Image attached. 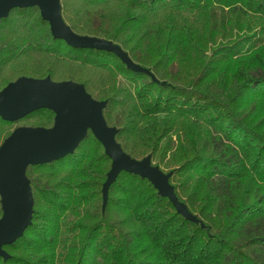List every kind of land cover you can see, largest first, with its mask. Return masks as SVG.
Here are the masks:
<instances>
[{
	"label": "trees",
	"instance_id": "16d2710c",
	"mask_svg": "<svg viewBox=\"0 0 264 264\" xmlns=\"http://www.w3.org/2000/svg\"><path fill=\"white\" fill-rule=\"evenodd\" d=\"M76 34L112 51L73 48L38 6L0 18V89L17 78L82 84L132 159L171 171L183 217L145 177L112 164L87 131L73 153L28 165L33 214L0 264H264V0H59ZM55 111L0 117L51 128ZM1 209L0 196V217Z\"/></svg>",
	"mask_w": 264,
	"mask_h": 264
},
{
	"label": "water",
	"instance_id": "95a60500",
	"mask_svg": "<svg viewBox=\"0 0 264 264\" xmlns=\"http://www.w3.org/2000/svg\"><path fill=\"white\" fill-rule=\"evenodd\" d=\"M38 6L44 20L49 22L51 34L73 48H89L112 51L127 67L145 70L128 58L120 47L111 41L96 36L74 33L62 20L59 0H0V18L8 15L13 8ZM105 101L94 100L82 84L73 81L57 82L52 79L22 76L0 89V117L5 121H17L40 108L55 111L51 128L19 126L0 145V255H9L3 249L21 237L31 223L33 195L26 176L28 165L50 163L73 153L86 136L88 130L98 139L111 160L112 167L103 183L104 201L108 187L121 172H130L147 178L155 189L166 196L183 217L195 219L185 205L176 197L169 184L171 171L164 173L150 158L141 161L132 159L115 140L117 129L109 127L102 111Z\"/></svg>",
	"mask_w": 264,
	"mask_h": 264
},
{
	"label": "rangeland",
	"instance_id": "374dc122",
	"mask_svg": "<svg viewBox=\"0 0 264 264\" xmlns=\"http://www.w3.org/2000/svg\"><path fill=\"white\" fill-rule=\"evenodd\" d=\"M157 167H159V166H157ZM159 170H160V168H159ZM160 171H162V170H160ZM163 172V171H162ZM165 173V172H164Z\"/></svg>",
	"mask_w": 264,
	"mask_h": 264
}]
</instances>
